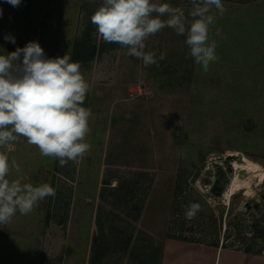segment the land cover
I'll list each match as a JSON object with an SVG mask.
<instances>
[{
	"label": "rangeland",
	"instance_id": "rangeland-1",
	"mask_svg": "<svg viewBox=\"0 0 264 264\" xmlns=\"http://www.w3.org/2000/svg\"><path fill=\"white\" fill-rule=\"evenodd\" d=\"M152 2L182 8L191 23L189 0ZM222 2L227 11L213 8L209 33L219 59L205 73L186 36L168 27L146 41V51L166 53L158 65L104 42L90 19L102 0H0V54L37 41L49 58L70 55L81 62L82 106L92 111L79 163L60 167L24 137L8 153L20 169L10 180L48 183L56 196L0 225V264H162L154 248L169 235L263 246L264 0ZM84 40L95 51L75 58ZM191 203L201 207L187 219Z\"/></svg>",
	"mask_w": 264,
	"mask_h": 264
},
{
	"label": "clouds",
	"instance_id": "clouds-1",
	"mask_svg": "<svg viewBox=\"0 0 264 264\" xmlns=\"http://www.w3.org/2000/svg\"><path fill=\"white\" fill-rule=\"evenodd\" d=\"M5 2L13 7L21 4V0ZM189 3L191 23L182 8L152 0H102L90 19L104 42L126 47L127 55L142 60L145 67L166 58L164 52L157 57L154 51H146V41L165 27L171 28L186 36L188 55L207 73L219 59L216 41L209 40L210 28L218 18L212 10L223 16L227 9L222 0ZM4 39L16 43L11 34ZM81 68V62L66 53L47 57L37 41L0 54V225L10 224L17 212L30 214L40 201L56 196V189L48 183L34 186L23 182L26 178H8L12 168L20 170L15 161L10 164L8 155L20 137L36 146L42 156L58 159L60 167L69 161L79 163L90 150L85 137L92 111L82 106L89 85ZM200 207L198 203L187 205L186 218H194Z\"/></svg>",
	"mask_w": 264,
	"mask_h": 264
},
{
	"label": "crops",
	"instance_id": "crops-1",
	"mask_svg": "<svg viewBox=\"0 0 264 264\" xmlns=\"http://www.w3.org/2000/svg\"><path fill=\"white\" fill-rule=\"evenodd\" d=\"M162 258V264H264V250L247 251L224 242L168 237Z\"/></svg>",
	"mask_w": 264,
	"mask_h": 264
},
{
	"label": "trees",
	"instance_id": "trees-1",
	"mask_svg": "<svg viewBox=\"0 0 264 264\" xmlns=\"http://www.w3.org/2000/svg\"><path fill=\"white\" fill-rule=\"evenodd\" d=\"M94 51H95V49H90L89 48V44L87 43V41L86 40H84V41H77L76 43H75V46H74V56H75V58H83V59H88V58H90L91 57V55H93V53H94ZM141 206H138L137 207V211H136V215L134 216V217H137V216H139L140 214H141ZM258 223H256L255 225H257ZM132 226V225H131ZM260 231H259V233L261 234L260 235V237L261 238H264V230L263 229H259ZM130 235H129V238H128V240H125V241H130L131 239H130ZM168 237H174V238H179V239H185V240H194V241H199V240H196V239H190V238H187V237H183L182 235H179V236H177V235H169ZM94 241L95 242H97V241H99V239H98V235H96V236H94ZM255 244H256V241H254V245H252L251 243H249V244H247L245 247H243L245 250H247V251H252V250H254V251H257V252H260V251H262V250H264V244H263V246H261V247H259V248H257L256 246H255ZM97 245H99V244H94V247H93V256H94V259L99 255V247L97 246ZM162 251L163 252V246H159V245H157V247H155L154 248V254H153V256H157V254H158V251ZM153 260H154V258H153Z\"/></svg>",
	"mask_w": 264,
	"mask_h": 264
},
{
	"label": "water",
	"instance_id": "water-1",
	"mask_svg": "<svg viewBox=\"0 0 264 264\" xmlns=\"http://www.w3.org/2000/svg\"><path fill=\"white\" fill-rule=\"evenodd\" d=\"M233 158V156L232 155H227V157H226V159H232ZM241 171H243V169L241 170ZM215 191V190H214ZM215 193L216 194H219L220 192H218V191H215Z\"/></svg>",
	"mask_w": 264,
	"mask_h": 264
}]
</instances>
